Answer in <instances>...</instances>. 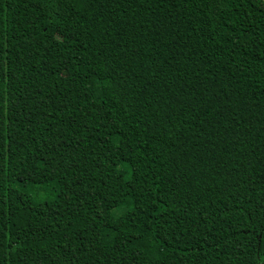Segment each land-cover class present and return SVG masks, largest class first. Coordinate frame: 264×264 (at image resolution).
Wrapping results in <instances>:
<instances>
[{
	"label": "trees",
	"instance_id": "trees-1",
	"mask_svg": "<svg viewBox=\"0 0 264 264\" xmlns=\"http://www.w3.org/2000/svg\"><path fill=\"white\" fill-rule=\"evenodd\" d=\"M0 264H264V2L0 0Z\"/></svg>",
	"mask_w": 264,
	"mask_h": 264
},
{
	"label": "water",
	"instance_id": "water-1",
	"mask_svg": "<svg viewBox=\"0 0 264 264\" xmlns=\"http://www.w3.org/2000/svg\"><path fill=\"white\" fill-rule=\"evenodd\" d=\"M262 2H264V0H261Z\"/></svg>",
	"mask_w": 264,
	"mask_h": 264
},
{
	"label": "rangeland",
	"instance_id": "rangeland-1",
	"mask_svg": "<svg viewBox=\"0 0 264 264\" xmlns=\"http://www.w3.org/2000/svg\"><path fill=\"white\" fill-rule=\"evenodd\" d=\"M114 211H115V210H114ZM114 211H113V212H114Z\"/></svg>",
	"mask_w": 264,
	"mask_h": 264
}]
</instances>
